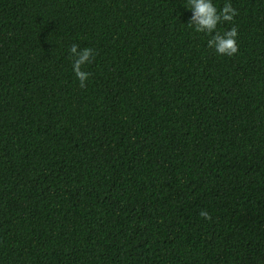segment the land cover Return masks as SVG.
<instances>
[{
    "label": "trees",
    "instance_id": "obj_1",
    "mask_svg": "<svg viewBox=\"0 0 264 264\" xmlns=\"http://www.w3.org/2000/svg\"><path fill=\"white\" fill-rule=\"evenodd\" d=\"M230 2L223 56L187 0H0V264H264V0Z\"/></svg>",
    "mask_w": 264,
    "mask_h": 264
},
{
    "label": "clouds",
    "instance_id": "obj_2",
    "mask_svg": "<svg viewBox=\"0 0 264 264\" xmlns=\"http://www.w3.org/2000/svg\"><path fill=\"white\" fill-rule=\"evenodd\" d=\"M185 8L192 13L187 24L196 32L211 36L207 41L209 48L223 56H232L237 53V27L233 24L230 29L223 32L217 27L223 22H232L237 15V10L230 0H225L223 7L219 10L213 0H187ZM68 51L72 59V72L79 81L80 87H85V82L91 75L85 70V66L92 62L95 53L92 48L80 47L76 43L71 44ZM201 215L207 217L206 212H201Z\"/></svg>",
    "mask_w": 264,
    "mask_h": 264
}]
</instances>
